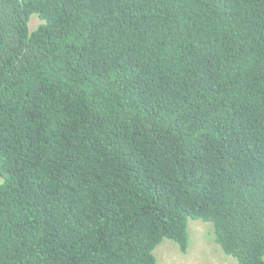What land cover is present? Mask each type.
Here are the masks:
<instances>
[{
    "label": "trees",
    "instance_id": "1",
    "mask_svg": "<svg viewBox=\"0 0 264 264\" xmlns=\"http://www.w3.org/2000/svg\"><path fill=\"white\" fill-rule=\"evenodd\" d=\"M201 212L264 264V0H0V264H165Z\"/></svg>",
    "mask_w": 264,
    "mask_h": 264
},
{
    "label": "rangeland",
    "instance_id": "2",
    "mask_svg": "<svg viewBox=\"0 0 264 264\" xmlns=\"http://www.w3.org/2000/svg\"><path fill=\"white\" fill-rule=\"evenodd\" d=\"M31 29L37 27L40 19L37 14L31 15ZM189 248L182 251L179 244L166 240L160 245V254L165 264H237L235 257L226 254L214 240V225L201 219L188 221Z\"/></svg>",
    "mask_w": 264,
    "mask_h": 264
},
{
    "label": "clouds",
    "instance_id": "3",
    "mask_svg": "<svg viewBox=\"0 0 264 264\" xmlns=\"http://www.w3.org/2000/svg\"><path fill=\"white\" fill-rule=\"evenodd\" d=\"M208 213L209 212H201V213H198V214H195V217H189L188 218V221H189V219L190 218H192V219H201V220H203V221H209V222H212L213 223V225L215 224L214 223V221H212V220H210L209 218H208ZM188 226V225H187ZM188 232H189V230H188ZM216 237H217V234H216V228H215V225H214V240L219 244V246L221 247V249L227 254V252L223 249V247L221 246V244L217 241V239H216ZM166 240H171V239H165L164 241H166ZM174 242V241H173ZM176 243V242H175ZM178 244V243H177ZM189 248V247H188ZM188 248H187V250H188ZM182 251H184V249H181ZM187 250H185L184 252H186ZM229 255V254H228ZM232 256V255H231ZM234 257V256H233Z\"/></svg>",
    "mask_w": 264,
    "mask_h": 264
}]
</instances>
